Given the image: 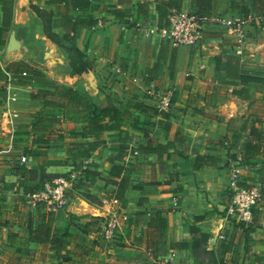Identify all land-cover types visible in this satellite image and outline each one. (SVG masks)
I'll return each instance as SVG.
<instances>
[{"label": "crops", "instance_id": "1", "mask_svg": "<svg viewBox=\"0 0 264 264\" xmlns=\"http://www.w3.org/2000/svg\"><path fill=\"white\" fill-rule=\"evenodd\" d=\"M171 9L264 17V0H0V264H264V23L241 46L209 26L174 48L127 22L164 29ZM111 107L129 111L118 128ZM200 157L210 165L193 168ZM235 169L260 191L248 223L226 212ZM61 180L62 208L31 206Z\"/></svg>", "mask_w": 264, "mask_h": 264}, {"label": "built area", "instance_id": "2", "mask_svg": "<svg viewBox=\"0 0 264 264\" xmlns=\"http://www.w3.org/2000/svg\"><path fill=\"white\" fill-rule=\"evenodd\" d=\"M43 1V0H39ZM141 3L143 0H135ZM168 27L159 29L157 27H146L142 22L134 20L133 16L128 14L127 22L138 34L146 37L153 33H158L160 37L166 40L172 47H196L204 38V32L209 26L220 27L225 34H229L238 46L243 45L248 37L249 28L253 22L264 23L263 17L232 18L225 17L221 13L212 12L201 14L186 10L171 9L167 16ZM102 23L98 22V25ZM158 110L167 111L171 103V93L166 92L160 95ZM226 147L230 143L225 142ZM136 154V153H135ZM27 158L22 157L21 162H26ZM239 170L235 169L230 175L228 185L229 202L227 205V215L238 222L248 223L253 218V210L257 207L260 199V191L256 186H239ZM70 187L69 181H56L53 186L44 188L40 191H34L27 194L31 206L46 202L52 209L62 208L65 204L66 193ZM179 199L174 200V206H178ZM120 216L116 211H111L109 215L102 218L100 222V235L108 243L115 242L118 239L120 229ZM174 255H172L173 257ZM171 257V258H172Z\"/></svg>", "mask_w": 264, "mask_h": 264}, {"label": "trees", "instance_id": "3", "mask_svg": "<svg viewBox=\"0 0 264 264\" xmlns=\"http://www.w3.org/2000/svg\"><path fill=\"white\" fill-rule=\"evenodd\" d=\"M35 12L38 15V17L41 19V21L43 22L44 33H45L46 37L49 40H51L52 42L60 45L61 41L57 38V36L54 33L51 32L49 22L47 19V14L45 12L38 10V9H35ZM72 38L73 37H71V39ZM71 39H67L65 37V40L69 41L71 44V48L69 49V62H70L71 68L76 73H81L83 71H87L90 66L86 61L82 60L81 52L74 47ZM26 76H30V78L33 80H36V79L38 80L41 77V75L39 73L32 71L30 69H28L25 72V77ZM100 113L101 114L105 113L106 116H110V120L113 122L112 128H118L120 126V124L123 122V118H125L129 115V111H125L123 109V107H121L120 109H116L114 107H111L110 109H105V111L101 110ZM96 118H97V116H94L93 121H94V119L96 121ZM207 160H210V159H208L207 157H200L199 164L193 163L192 166H193V168H196V167H201V166H205V165H210V162L208 163ZM115 170H119V169H115Z\"/></svg>", "mask_w": 264, "mask_h": 264}]
</instances>
